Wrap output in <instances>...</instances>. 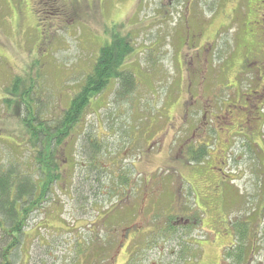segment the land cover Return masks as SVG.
<instances>
[{"label":"rangeland","instance_id":"obj_1","mask_svg":"<svg viewBox=\"0 0 264 264\" xmlns=\"http://www.w3.org/2000/svg\"><path fill=\"white\" fill-rule=\"evenodd\" d=\"M252 9L244 0H0V170L30 175L41 198L24 220L9 264L106 263L120 231L139 221L136 205L145 179L158 166L143 163L150 140L174 123L181 125L183 106L193 101L188 94L190 62L211 54L215 72L225 70L233 81L249 27L259 21ZM189 26L193 33L198 26L202 31L197 43L185 41ZM114 33L127 37L134 49L122 69L135 77V89L119 95L116 82L107 86L55 152L56 168L39 169L37 149L23 123L22 95L32 85L34 95L26 102L49 127H56ZM17 79L18 92L11 94L7 90ZM256 85L243 83V90L252 95L250 89L260 90ZM215 92L213 85L201 88L199 103L204 105ZM9 98L13 100L6 104ZM255 99L252 95L251 104L262 109L261 128L249 137L256 145L239 137L237 125H226L223 103L234 106V97L219 98L224 109L207 120L206 132L198 137L202 148L182 170L194 187L185 186L176 200L171 194L176 183L162 181L165 197L156 210L146 211V227H140L147 230L149 221L155 232L135 243L138 252L130 264H235L228 247L223 250L230 244L226 234L235 229L215 224L218 206L206 216L210 203L203 193L206 183L223 174L236 177L237 187L251 188L250 200L243 194L228 211L235 227L250 213L246 204L254 208L261 203L264 100ZM49 154L44 152L46 161ZM186 219L194 225H185ZM258 223L250 228L257 238L251 234L239 244L241 258L255 247L252 264H264V220ZM7 225L0 229V264L13 241ZM134 230L127 232L130 238Z\"/></svg>","mask_w":264,"mask_h":264},{"label":"flooded vegetation","instance_id":"obj_2","mask_svg":"<svg viewBox=\"0 0 264 264\" xmlns=\"http://www.w3.org/2000/svg\"><path fill=\"white\" fill-rule=\"evenodd\" d=\"M244 1L251 6L253 5L251 12L253 11L256 16L255 18H258L259 21L257 20V22H255V26L249 27L248 39H246L247 41L243 45V54L241 60L238 61L239 64L237 65L233 81L226 77L228 73L226 74L225 70L215 72L211 54L205 57L200 56L199 60H192L190 62L191 67H189L188 70V94L192 96L193 101L183 106L185 120L181 125L177 123L172 124L169 129H166V132L150 140L145 154L143 155V163H147L148 165L158 163L154 164L158 166H156V170L151 173V177L145 179V188L142 190L141 201L139 205H136L138 206L136 209L139 221L120 231L117 237L118 239L112 244L111 254L104 261L106 263L103 264H121L123 258H125L123 264H130L133 254L138 252L137 247L134 248L136 245L135 243L140 240V238H148L155 232L150 230L149 221L147 223V230H142L140 227H146V211L151 210L153 212L156 210L165 197L162 181L168 180L176 183V186L173 187L171 192L172 198H176V200L182 197L181 191L185 186L194 187L193 182L183 174L182 170L189 168V165L192 164L190 163L191 159H193L195 153L202 148V144H199L200 139H198V137L206 132V129L203 127L208 124L207 120L210 117L213 119L221 111V107L218 105L221 96L228 95L229 97H234V101H231L234 106L226 102L223 103L226 109L224 115L226 125H237V127L240 128L239 137L246 139V141L248 139L249 144L253 143L249 136L252 135L256 127L260 126L261 128L260 121L262 117L260 114L262 113V109L256 105H252L251 98L253 95L256 96V99L264 100V0H255L257 4L252 2L254 0ZM256 6L259 8L257 9ZM190 27L191 26L188 27L185 41H187V43H197V40L201 38L200 35L202 31L199 30L198 26L194 29L195 32L193 33ZM205 44L206 43H204V45ZM223 76L225 78L222 80ZM220 80H222V82L218 84ZM250 82L254 84L257 83L256 87L259 86V92L250 89L252 95L245 93V89L243 90V83ZM260 83H262L261 86ZM207 85L208 87L213 85L216 92L210 96V99L207 100L204 105H201L199 103L200 96H198V92ZM196 92L197 95L195 96ZM259 93H262V95H258ZM238 104L241 106H238ZM235 108H240L241 111L232 112ZM232 113L234 114L233 116ZM199 116L202 118L200 119ZM240 122H243V125H240ZM205 136L206 135H204V137ZM261 150L263 149L261 148ZM255 154L256 158H258L259 152H255ZM258 173L260 174L259 179L262 180L260 185V190L263 191L262 198L260 199L261 203L257 204L254 208L246 204V209L249 208L250 213L248 216L239 219L238 222H236V224H238L236 227L232 225L228 216V211L234 210L237 199L244 197L243 194L246 197H244V200L246 202L249 201L251 188L245 187L243 190L237 187L235 182L238 180L231 174H223L222 177L216 179L215 183L211 182L205 185L207 192L203 194L205 197H209L210 203L207 209L208 211H205L206 216L210 214L212 208L218 206L219 210L217 212V219L214 220L215 224L227 225L228 228L233 227V229H235V232L230 231L229 234H226V237H230V244L224 245L223 247V250L228 247V256H230L235 264H252L255 260V247H252L249 254H247L248 258L247 255L241 258L242 249L239 244L241 240H250L251 234H253V238L255 237L256 239L257 231L250 229L251 225L254 224L259 226L258 222L264 220V173L261 171ZM232 184H234V187ZM211 215L212 214H210V216ZM184 224L190 227L191 224L194 225V222L190 219H186ZM201 224H203V221H201ZM246 225L249 226V228H247ZM134 228L137 229L136 234L130 238L127 232L132 230L135 231Z\"/></svg>","mask_w":264,"mask_h":264},{"label":"trees","instance_id":"obj_3","mask_svg":"<svg viewBox=\"0 0 264 264\" xmlns=\"http://www.w3.org/2000/svg\"><path fill=\"white\" fill-rule=\"evenodd\" d=\"M112 35L111 42L102 47L99 58L92 67V72L86 75L81 92L72 99L70 107L63 111L56 127L53 125L49 127V122L41 118L38 109L34 110L32 104L26 102V99L29 97L32 99L34 95L32 85L22 95V104L27 115L23 119V123L31 138L30 145L37 149L35 157L38 160L37 167L39 166V169L43 166L47 169L52 166L53 171L56 168L55 152L66 142L65 140L69 137L73 127L82 120L92 100L100 96L107 86L116 82L119 95H125L135 89V77L122 69L124 61L133 53L134 49L127 37L117 33ZM19 85V79H17L7 91L17 94ZM12 100L11 98L7 99L6 104ZM45 151H49L48 157H51L47 161L43 157ZM37 191L36 184L30 175L21 176L20 173L14 171L0 170V219L2 220L0 229H3L7 224L11 225L8 234H11L13 239L11 246L4 250L2 264H9L10 253L14 251V247H17L21 240L24 220L30 217L29 215H32L37 206L41 204V198L36 196ZM16 204L19 205L18 209L22 220L16 210ZM14 233L17 234V237H13Z\"/></svg>","mask_w":264,"mask_h":264}]
</instances>
